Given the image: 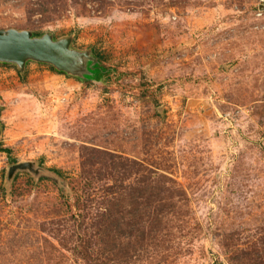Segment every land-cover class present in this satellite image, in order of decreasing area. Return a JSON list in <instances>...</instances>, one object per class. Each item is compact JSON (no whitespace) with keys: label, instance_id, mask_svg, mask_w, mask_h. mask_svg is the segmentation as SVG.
I'll return each mask as SVG.
<instances>
[{"label":"rangeland","instance_id":"374dc122","mask_svg":"<svg viewBox=\"0 0 264 264\" xmlns=\"http://www.w3.org/2000/svg\"><path fill=\"white\" fill-rule=\"evenodd\" d=\"M8 27L104 70L0 62V264H264V0H0ZM20 160L56 173L7 185Z\"/></svg>","mask_w":264,"mask_h":264},{"label":"water","instance_id":"95a60500","mask_svg":"<svg viewBox=\"0 0 264 264\" xmlns=\"http://www.w3.org/2000/svg\"><path fill=\"white\" fill-rule=\"evenodd\" d=\"M71 43L72 35L55 39L49 32L35 35L28 29L3 28L0 29V62L15 64L20 71L28 61L50 63L57 70L85 80L91 79L97 69L104 70L90 49H75ZM21 170L35 177L52 172L32 160H20L7 165L5 183L11 184L14 175Z\"/></svg>","mask_w":264,"mask_h":264},{"label":"trees","instance_id":"16d2710c","mask_svg":"<svg viewBox=\"0 0 264 264\" xmlns=\"http://www.w3.org/2000/svg\"><path fill=\"white\" fill-rule=\"evenodd\" d=\"M106 77H107L108 79L112 78L111 73L107 74Z\"/></svg>","mask_w":264,"mask_h":264}]
</instances>
